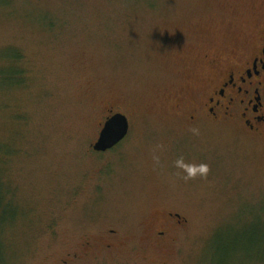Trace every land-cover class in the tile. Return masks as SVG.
I'll return each instance as SVG.
<instances>
[{"label": "rangeland", "instance_id": "1", "mask_svg": "<svg viewBox=\"0 0 264 264\" xmlns=\"http://www.w3.org/2000/svg\"><path fill=\"white\" fill-rule=\"evenodd\" d=\"M259 7L0 0V264H264V139L191 119ZM117 113L128 136L94 151ZM171 213L182 227L149 241Z\"/></svg>", "mask_w": 264, "mask_h": 264}, {"label": "flooded vegetation", "instance_id": "2", "mask_svg": "<svg viewBox=\"0 0 264 264\" xmlns=\"http://www.w3.org/2000/svg\"><path fill=\"white\" fill-rule=\"evenodd\" d=\"M229 6L223 7L228 10ZM259 8L261 12L252 16L255 26L249 35H240L239 42L229 50L230 55L225 59L212 55V78L192 121L202 114L213 125H225L246 137L264 139V0ZM174 218L180 219V215L168 214L163 222L166 227L150 231L148 240L165 242L171 228L182 227L181 221L171 220ZM90 247L89 243L85 245L86 249Z\"/></svg>", "mask_w": 264, "mask_h": 264}, {"label": "water", "instance_id": "3", "mask_svg": "<svg viewBox=\"0 0 264 264\" xmlns=\"http://www.w3.org/2000/svg\"><path fill=\"white\" fill-rule=\"evenodd\" d=\"M130 124L127 117L117 113L104 124L93 149L96 152H107L122 143L129 134Z\"/></svg>", "mask_w": 264, "mask_h": 264}, {"label": "trees", "instance_id": "4", "mask_svg": "<svg viewBox=\"0 0 264 264\" xmlns=\"http://www.w3.org/2000/svg\"><path fill=\"white\" fill-rule=\"evenodd\" d=\"M20 58H21V54L16 58V60L21 61ZM20 74H22V72H20ZM15 76L17 77L18 74H16ZM13 153H14V151L13 152L8 151L7 146H1L0 145V219H2V218L4 219L3 210L11 207L13 205V202H12L13 191L9 190L7 195H5L2 192L3 188L6 185V182L4 180V178H5V174H4L5 172L3 171L4 168H2V164H1V162L4 159H8L11 155H13ZM1 193L4 194L5 196H3ZM1 215H3V216H1ZM0 222H2V220Z\"/></svg>", "mask_w": 264, "mask_h": 264}, {"label": "clouds", "instance_id": "5", "mask_svg": "<svg viewBox=\"0 0 264 264\" xmlns=\"http://www.w3.org/2000/svg\"><path fill=\"white\" fill-rule=\"evenodd\" d=\"M193 131L197 132L198 130L194 129ZM176 164L178 167L184 168L187 172V176L185 177L186 179L195 177L197 174L206 175L209 170V166L204 163L199 165H185L182 157L176 161Z\"/></svg>", "mask_w": 264, "mask_h": 264}]
</instances>
